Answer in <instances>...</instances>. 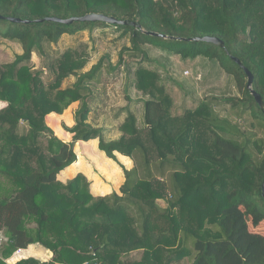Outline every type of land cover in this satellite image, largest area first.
Masks as SVG:
<instances>
[{"label": "trees", "instance_id": "obj_1", "mask_svg": "<svg viewBox=\"0 0 264 264\" xmlns=\"http://www.w3.org/2000/svg\"><path fill=\"white\" fill-rule=\"evenodd\" d=\"M87 13L137 25L33 21ZM0 15L30 20L0 19V38L22 48L12 61H0V100L6 103L0 108V231L7 237L0 264L30 244L50 250L52 258L28 257L14 264H264V233L250 229L264 222V138L241 123L249 112L264 133V110L231 58L251 71L252 88L264 102V0H0ZM95 26H112L128 37L115 64H106L104 56L83 71L89 58L84 42L54 57L46 52L64 34ZM204 35L220 38L224 46L186 40ZM146 45L184 60L204 57L218 63L233 76L239 95L202 98L195 107L173 113L175 101L160 70L143 64L149 61ZM35 52L42 70L30 62ZM105 66L108 72L133 69L128 81L142 101V122L128 106L119 109L124 114L114 138L87 121V99ZM46 72L51 75L47 83ZM70 76L74 81L62 87ZM219 100L238 118L220 115ZM75 102L82 103L74 124L63 126L69 141L56 135L47 118ZM90 139L121 167L119 193L93 195L82 173L65 182L57 179L76 160L74 143ZM116 153L129 157L133 166L118 162ZM136 251L139 257L131 255ZM32 255L38 256L33 245L9 261Z\"/></svg>", "mask_w": 264, "mask_h": 264}, {"label": "rangeland", "instance_id": "obj_2", "mask_svg": "<svg viewBox=\"0 0 264 264\" xmlns=\"http://www.w3.org/2000/svg\"><path fill=\"white\" fill-rule=\"evenodd\" d=\"M120 33L121 31L112 26H95L91 30L78 31L72 35L64 34L57 44L46 46V52L50 57H54L64 49L75 47L80 42H84L87 43L89 58L88 63L82 69L83 71L88 70L104 56L105 63L113 65L117 62L123 47L129 45L128 37H122ZM145 47L149 61L146 59L143 64L160 70L167 90L175 101L173 113H181L186 108L195 107L202 98H219L239 95L240 93L233 76L225 72L224 68H221L218 63L212 62L208 58L196 57L184 60L176 54H167L155 46L146 45ZM21 52L22 48L19 43L0 38V61H12L15 55ZM124 59H127L125 54ZM223 60L228 65H232L226 57H223ZM30 62L35 69L42 70L44 68L42 58L37 52L32 53ZM132 70L130 69L129 72L125 67L120 66L108 72L107 66H105L101 82L91 87L92 92L87 99L91 110L87 121L93 125L103 126L107 138H114L119 135L118 125L122 121L124 114L119 109L125 106H128L136 114L138 122H142L141 95L128 81V79L132 78ZM165 75L169 79H165ZM50 79L51 75L48 72L43 73L45 83ZM73 81V76L66 78L62 83V87L71 84ZM127 84L130 85L129 88H127ZM127 96H129L130 100L127 99ZM219 101L215 108L220 115L229 116L233 120L238 118L234 114L235 111L230 109L229 104L223 100ZM81 103L75 102L63 111L62 115L66 113L69 116V118H64L67 126L71 127L72 121L75 120V113ZM5 105V102L2 103L0 101V108ZM244 117L245 120L241 122L244 125L243 127L255 131L259 138H264V133L261 127L258 126L256 117L249 112H246ZM59 125V134L56 133V135L65 136L69 139L70 133L63 131L64 123L62 122ZM75 145H79V143L75 142ZM158 202L161 206L165 205L163 200H158ZM250 229L264 233V222H261L257 227L250 225ZM131 255L139 257L140 251L132 252Z\"/></svg>", "mask_w": 264, "mask_h": 264}, {"label": "crops", "instance_id": "obj_3", "mask_svg": "<svg viewBox=\"0 0 264 264\" xmlns=\"http://www.w3.org/2000/svg\"><path fill=\"white\" fill-rule=\"evenodd\" d=\"M1 102L3 103V101ZM64 118H69L68 114H51L48 116V123L54 132H56V130H60L59 124L62 122L64 123L63 126H67ZM71 124L72 127L74 121H72ZM69 136L70 137H68L69 139L67 140H71V134ZM76 143H79V145L74 146L76 160L61 170L57 174V179L61 182H65L73 178L77 173H82L89 180L90 191L93 195L103 196L113 191L119 193V187L124 181L123 171L119 164L111 158H108L104 152L98 149L97 139H90L88 141L79 140ZM116 157L117 161L125 165L127 168H131L133 166V161L129 157L119 153H116ZM31 245L35 247V250L38 253V256L32 255V257L38 259L45 258L46 260L52 258L50 250L39 244H30L29 246ZM28 257L29 256L22 257L21 259ZM15 262L17 261H9V264H14Z\"/></svg>", "mask_w": 264, "mask_h": 264}, {"label": "water", "instance_id": "obj_4", "mask_svg": "<svg viewBox=\"0 0 264 264\" xmlns=\"http://www.w3.org/2000/svg\"><path fill=\"white\" fill-rule=\"evenodd\" d=\"M1 18H6L7 20L11 22H22V23H29V19H21L18 17H3L0 15ZM34 22H43V21H53V22H60V23H72L73 21H101L105 22L108 24H118V25H126V24H131L132 26H136L137 24L134 21L128 22L127 20L124 19H118L116 17L110 16V15H105L102 13H87L83 16H71L68 18H60L56 16H47V17H42V18H37L33 20ZM149 35L152 36H157V37H162V38H175L172 36L164 35L161 33L149 31L147 32ZM186 40H191V41H203V42H209L213 43L219 47L224 46L223 40L216 36H211V35H204V36H195V37H190ZM232 60L238 64L242 70L244 71L246 75V88L250 91L251 95L254 97L255 102L258 104V106L264 110V102L262 100V97L259 93H257L255 90L252 88V82H253V74L251 71L242 64L241 60L235 56H231ZM261 194L264 197V176L263 180L261 182Z\"/></svg>", "mask_w": 264, "mask_h": 264}, {"label": "built area", "instance_id": "obj_5", "mask_svg": "<svg viewBox=\"0 0 264 264\" xmlns=\"http://www.w3.org/2000/svg\"><path fill=\"white\" fill-rule=\"evenodd\" d=\"M6 240H7V237L5 236V234L2 231H0V248L5 243ZM28 246L25 249H22V248L16 249L8 258L5 259V262L7 264H9V259H11L13 256H16V254H19L20 255L21 253L25 252L28 249ZM23 257H26V256H23ZM29 257H32V256H29ZM23 259H25V258H23ZM39 260L42 261V262H48L50 259L46 260L45 258H43V259H39ZM16 261H19V259L16 260Z\"/></svg>", "mask_w": 264, "mask_h": 264}]
</instances>
